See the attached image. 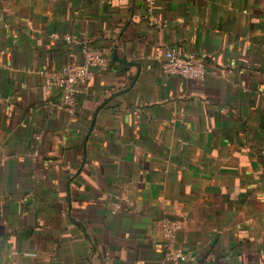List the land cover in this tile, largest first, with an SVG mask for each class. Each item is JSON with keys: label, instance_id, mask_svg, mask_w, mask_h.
<instances>
[{"label": "crops", "instance_id": "0c3cea01", "mask_svg": "<svg viewBox=\"0 0 264 264\" xmlns=\"http://www.w3.org/2000/svg\"><path fill=\"white\" fill-rule=\"evenodd\" d=\"M71 34L108 62L61 105ZM166 216L187 264H264V0H0V264H185Z\"/></svg>", "mask_w": 264, "mask_h": 264}, {"label": "built area", "instance_id": "2783aa9c", "mask_svg": "<svg viewBox=\"0 0 264 264\" xmlns=\"http://www.w3.org/2000/svg\"><path fill=\"white\" fill-rule=\"evenodd\" d=\"M154 2L155 0H146L149 12H151ZM65 39L70 43H81V62L66 63L55 72H42V76L46 92H49L53 86H57L62 94L61 105H72L79 83L92 78L94 68H104L108 59L101 50L94 48L86 41L81 42L75 35H66ZM206 57V53L195 54L170 48L165 52L162 70L166 74L202 80L206 75ZM69 110L72 108L70 107ZM122 208V202L114 200L111 202L110 212L116 213ZM159 223L165 239V259L173 263L195 262L196 257L192 252L184 251L176 245L177 232L181 228L180 221L166 216L161 218Z\"/></svg>", "mask_w": 264, "mask_h": 264}, {"label": "water", "instance_id": "95a60500", "mask_svg": "<svg viewBox=\"0 0 264 264\" xmlns=\"http://www.w3.org/2000/svg\"><path fill=\"white\" fill-rule=\"evenodd\" d=\"M113 59H114V60H119V61H121L122 63H124V64H126V65H130V63H131V64L133 63V64L137 65L138 68H140V65H139L137 62H127L126 60H122L121 58H119V57L117 56L116 50L114 51Z\"/></svg>", "mask_w": 264, "mask_h": 264}]
</instances>
